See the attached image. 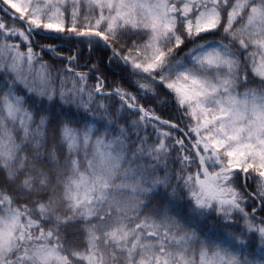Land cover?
<instances>
[{"label":"snow or ice","instance_id":"obj_1","mask_svg":"<svg viewBox=\"0 0 264 264\" xmlns=\"http://www.w3.org/2000/svg\"><path fill=\"white\" fill-rule=\"evenodd\" d=\"M0 74V264H264V0H0Z\"/></svg>","mask_w":264,"mask_h":264},{"label":"trees","instance_id":"obj_2","mask_svg":"<svg viewBox=\"0 0 264 264\" xmlns=\"http://www.w3.org/2000/svg\"><path fill=\"white\" fill-rule=\"evenodd\" d=\"M218 38H219L218 36L213 37L211 35H209L207 37V39H218ZM40 44H54L58 48L63 49V51H64L65 54H68L69 49H73V48H76V47H82L80 45H74L72 43H69V42H67L65 40H43V39H41V40H39L37 42V45H36L37 49H39ZM186 50L187 49H185V51ZM88 55H91L92 63H95L98 60H102L104 56L110 55V53H102L100 50H96V51H94L92 53H88L87 51H85L83 53V56L84 57H87ZM43 59L44 60H47V61H49L51 63L52 62V54H45L43 56ZM76 63L82 66L85 63V60L84 59H81V60L77 61ZM55 66L57 68H63V65L59 61H56ZM89 67H91V64L89 65ZM81 70L87 71V69L86 68H83V67H81ZM103 70L104 69L102 68L101 71H103ZM0 79H3V75L2 74H0ZM108 80H109V83H112L113 81L119 82L120 76L119 75L113 76V75L109 74ZM94 83H95V79L94 78L89 81V85H92ZM19 87H20V90L21 91H24V89L21 86H19ZM157 109H158V112L161 115L164 116V118H168L169 116H172L173 118H175V116H176V113L172 111V105L171 104H169L167 107H162L158 103L157 104ZM256 179H258V178H255L254 177L253 180L249 181V183L251 184V190H255V182L254 181ZM260 215L261 216H264V213H260ZM253 246L256 247V246H258V244H254Z\"/></svg>","mask_w":264,"mask_h":264},{"label":"rangeland","instance_id":"obj_3","mask_svg":"<svg viewBox=\"0 0 264 264\" xmlns=\"http://www.w3.org/2000/svg\"><path fill=\"white\" fill-rule=\"evenodd\" d=\"M21 87L23 88V86L21 85ZM57 88H59V84H58V82H57Z\"/></svg>","mask_w":264,"mask_h":264}]
</instances>
